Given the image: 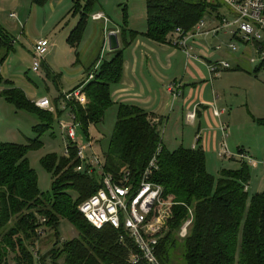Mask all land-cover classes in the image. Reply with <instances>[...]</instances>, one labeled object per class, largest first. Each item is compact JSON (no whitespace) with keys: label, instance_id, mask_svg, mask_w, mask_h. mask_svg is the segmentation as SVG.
Listing matches in <instances>:
<instances>
[{"label":"trees","instance_id":"1","mask_svg":"<svg viewBox=\"0 0 264 264\" xmlns=\"http://www.w3.org/2000/svg\"><path fill=\"white\" fill-rule=\"evenodd\" d=\"M48 1L34 3L44 6ZM95 6V0L84 5L81 1L75 3L73 16H79V21L67 39L70 47L81 44ZM220 6L204 0H146L144 33L129 29V14L124 7L119 32L121 47L111 52L110 59L101 56L87 70L85 81L73 90L83 87L80 98L65 100V95L60 93L75 125L91 143L90 128L100 124L106 113L117 107L108 149L102 155L97 148L105 172L116 180L126 175L128 183L137 187L156 157L157 169L151 171L149 180L161 186L160 201L169 205L166 225L158 236L157 257L162 264H173V249L188 220L192 221L188 236L180 239L186 264H264V193L250 197V165L243 162L238 171H223L216 183L207 170L201 139L197 140L195 149L181 146L171 151L159 130L162 119L156 123V117L145 110L130 104L116 105L112 98L113 90L123 79L125 54L137 39L167 44L175 38V43L177 29L195 32ZM14 40L0 25V86H4L0 97L17 110L35 116L40 123L33 128L36 139H29L27 145L0 143V264H11V256L12 264H59L60 261L61 264H134L132 259L140 252L125 231L110 226L98 230L78 209L97 193L102 181L96 173L76 172L80 165L77 149L71 150L70 158L51 154L42 160L45 170L53 175V192L52 195L41 192L28 154L43 147L41 138L52 129L56 115L61 118L63 113L57 107L55 112L39 109L14 81L3 77L1 67L14 52ZM104 45L105 42L100 48ZM76 57L79 63V54ZM262 69L264 63L254 73ZM91 75L94 78L89 79ZM53 78L56 85L60 82L58 86H62L59 75ZM198 115L200 118L201 113ZM259 123L264 127V119ZM244 152L239 150L240 154ZM160 214L158 206L154 216ZM63 220L75 227L78 238L61 242L59 227ZM45 230L54 233L55 243L46 255L37 258L33 250Z\"/></svg>","mask_w":264,"mask_h":264},{"label":"rangeland","instance_id":"2","mask_svg":"<svg viewBox=\"0 0 264 264\" xmlns=\"http://www.w3.org/2000/svg\"><path fill=\"white\" fill-rule=\"evenodd\" d=\"M33 1L13 0L19 6L12 9H10L12 2L6 3V19L10 18L9 15L13 11L17 14L20 23L22 22V27H18L20 25L17 21L15 22L13 19H10V22L7 21L12 27L15 22L18 28L16 32H11V34L16 40V48H19L21 54L17 55L15 51L10 53L8 59L1 67V72L4 78L13 80L17 87L22 89L33 103L47 98L51 102L54 112L57 107L63 113L61 118L56 115L57 118L55 117L52 129L41 138L44 143L43 147L28 154L30 165L38 176L41 192L45 195H52L53 175L45 170L41 162L47 155L51 154H56L59 158L64 157L69 139L67 132L61 129V123L74 124L65 103L66 99L64 100L60 93H63V95L72 94L74 88L85 80H82L77 86L69 82L76 78L72 74V72L76 71L72 66L76 61V51L68 45L67 38L74 25H76V21L71 16H67L65 21L60 22L61 14L65 13L59 14L60 7L56 4L51 5L49 2L42 7L33 3ZM110 1L107 0L106 13L111 20L112 26H119V29L116 30L117 28H115V31L120 32L124 17L122 11L124 7H127L129 14V29L137 32H143L146 29V0H121L123 5L118 7L112 6ZM212 16L213 18L217 16L220 20L222 17H226L229 20L233 19L225 6H220L218 12L213 13ZM67 22H70L69 26H67ZM217 24L218 22L215 23V25ZM207 25H212L211 19L207 20ZM69 28L71 29L66 32ZM40 32L44 35V38L50 41L52 48L46 56V63L45 61L42 63L40 72L34 73L31 70L32 56L30 55L31 48L27 35L29 33L34 37H40ZM232 42H234L232 37L224 32H220L217 38L209 37L208 42L212 47L221 44L222 50L226 54H230L227 61L232 66V70L226 72L228 75L224 73L220 79L218 76L207 81L208 86L211 87L213 85L214 90H216L218 95L217 107L220 113L223 108L227 109L228 113L225 117H222L221 121L225 124L229 121L228 124H230H226L227 131L218 133V142L220 141L221 143L218 152H215L213 148L210 152H205L207 170L216 179V183L223 171H238L242 168L243 162L238 158L240 149H243L253 159H264V127L259 123L260 120L264 119V69L255 74L254 70L258 65L251 64L248 59L252 53L244 54V47L237 42L235 43L239 48L238 52L230 51L228 46ZM250 47L253 48V46ZM253 58L258 59L256 53L253 54ZM237 62L240 63L241 71L235 70ZM198 67L200 66L198 65ZM47 74H51V77H47ZM58 75L61 78L62 86H58L60 82L58 85L54 82L53 77ZM92 78H94L93 75L89 77V79ZM217 79L218 81H215ZM3 89L4 86H0V92ZM116 120L117 107H114L106 113L104 120L100 124L90 128L89 134L92 142L102 155L108 149ZM39 123L35 116L17 110L0 97V143L27 145L29 139H36L37 135L33 132V128L38 126ZM196 133L197 130L188 129V134L184 136L183 147L190 149L193 144L197 146ZM76 135L79 141L87 143V138L80 127L76 128ZM165 141L171 151L177 150L182 145L181 141L178 143L174 142L175 144L168 142L167 139ZM223 146L227 147L230 158H221L219 156ZM249 170L251 174L250 197L264 193V167H253L250 165ZM166 209L167 206H164L163 210L166 211ZM59 234L62 243L63 241L74 240L79 236L78 231L67 220L61 222ZM180 239L176 249H173V264H186L184 261L185 248ZM54 243V233L50 230H45L44 234L41 235L40 241L34 247V255L37 258L46 255L53 248ZM10 262L11 264L13 263L12 256L10 257ZM61 263L63 261L59 262V264Z\"/></svg>","mask_w":264,"mask_h":264},{"label":"crops","instance_id":"3","mask_svg":"<svg viewBox=\"0 0 264 264\" xmlns=\"http://www.w3.org/2000/svg\"><path fill=\"white\" fill-rule=\"evenodd\" d=\"M9 1L12 2L10 9L18 8L19 6L18 3H14L13 0H0V25L11 33L16 32L18 28L15 24L16 20L11 18L12 14L17 16L16 13L11 11L9 15L10 18L6 19L5 17L6 3ZM77 1H81L84 5L88 0L48 1L51 5L56 4L60 7L59 14L65 12L61 14L60 22L65 21L67 16H71L76 21V25H74L70 33L74 30L79 21V16H73V8ZM95 1L96 6L94 12L90 15L84 38L77 48H73V50L76 51V56L79 54V63H77L76 57V61L72 65L76 70L72 72V74L76 76V78L69 81L74 86H77L82 80H85L87 70L98 58L102 56V58L110 59L113 56L108 48V36L115 31V28L118 30L119 26H112L111 24V20L106 13V6H108L107 0ZM110 3L112 6L114 5L117 7L123 5L121 0H111ZM97 14H103L108 21H94L92 17ZM10 19L15 20L13 27L8 23L11 21ZM67 23V26H69L70 22ZM212 26H214L213 22L209 27ZM62 29H64V27H62ZM70 29L71 28L67 29L66 32ZM145 31L146 29H144L143 33ZM114 33L118 34L119 32L115 31ZM39 36L40 37H34L29 33L27 35L32 58L33 44L38 40L46 39L41 32ZM209 37L212 36L196 38L197 44L195 45L194 52L197 56H200L202 62L188 59L185 52L174 46L175 38L173 42L167 44H159L146 38H139L125 54L123 79L120 85L112 92L113 101L116 105L130 104L145 110L156 117V123L162 119L159 130L164 144L167 139L170 143H178L181 141L182 145L180 146H183L184 136L188 134V129L191 128L197 130L195 140H202L201 146L205 152H210L212 148L215 152H218L220 148L219 145H221V143L220 141L218 142V133H223L224 129L227 131L226 124L229 123L228 121V123L225 124L221 119L225 117L228 112L227 109L223 108L221 117L217 118L214 116L213 110L217 109L219 111L217 107L218 95L213 85L211 86L212 88L208 86L207 81L211 80V75L205 64L222 60L228 62L227 60L230 54H226L224 50L218 52L206 50V48L215 47L209 45ZM213 37L217 38L218 36ZM104 42V47L100 48ZM16 47V40H14V51L17 55H20L21 51ZM236 66L237 68H241L238 62ZM226 72H223L221 75L224 73L228 75ZM221 75L219 79L223 77ZM215 81H218V79ZM176 82L182 84L183 94L180 99L174 101L168 92V86ZM198 112L201 113L200 118ZM191 113L196 114V118L193 121L187 119V116ZM165 145L169 148L168 144ZM196 147V144H193L190 149H195Z\"/></svg>","mask_w":264,"mask_h":264},{"label":"built area","instance_id":"4","mask_svg":"<svg viewBox=\"0 0 264 264\" xmlns=\"http://www.w3.org/2000/svg\"><path fill=\"white\" fill-rule=\"evenodd\" d=\"M204 1L208 4H220L227 7L233 19L229 20L226 17H222L221 20H217V16L212 17L210 19L214 23V26L209 27L207 22L203 21L197 26L195 32L185 33L182 29H177L176 35L178 40L174 43V46L185 52L188 59L202 62L200 56H197L194 52L195 45L197 44L196 38L218 36L220 32H224L230 35L232 41H234L228 46L230 51L238 52L239 48L235 43L237 42L244 47V54L252 53L248 58L251 64L260 65L264 63V0ZM11 18L15 19L20 27H22L15 14H12ZM92 18L94 21H108L103 14L94 15ZM217 22L218 24L215 25ZM250 46H253V48ZM206 50L218 52L222 50V45L206 48ZM50 51L51 43L47 39L38 40L33 44L31 70L34 73L40 72L42 63ZM254 53L257 54L258 59L253 58ZM205 65L209 70L211 79L232 69L231 64L223 60ZM82 89L83 87L70 95L65 94L66 100L80 98ZM168 92L174 101L180 99L183 94L182 84L176 82L169 85ZM35 105L41 110L54 112L52 104L47 98L36 102ZM213 112L215 117H221V113L217 109L213 110ZM195 118V113L187 116L189 121H193ZM72 120L74 121L73 116ZM76 128L75 123L71 125L61 123V129L67 132L69 139L64 157L70 158L71 150L77 149V160L80 162V165L77 167L76 172H87L89 175L96 173L101 177L102 181V187L97 193L78 207L80 213L90 225L98 230L110 226L116 230L125 231L132 238L140 252L139 255L133 257L132 261L134 264H138L141 261L146 264H162L157 257L158 236L166 225L165 221L168 218L169 205L160 201L162 195L161 186L149 180L151 171L157 169L156 157L151 161L144 173L141 183L137 187H134L128 183L126 175L123 179L116 180L112 175L105 172V166L100 155L97 153V148L91 142L81 143L77 138ZM219 156L221 158L231 157L225 146L222 147ZM238 158L253 167H264V159H253L245 152L243 154L239 153ZM158 206L161 208V214L160 216H154L155 209ZM164 206H167L166 211L163 210ZM191 223L192 221L188 220L181 228L179 233L181 239H185L188 236Z\"/></svg>","mask_w":264,"mask_h":264},{"label":"water","instance_id":"5","mask_svg":"<svg viewBox=\"0 0 264 264\" xmlns=\"http://www.w3.org/2000/svg\"><path fill=\"white\" fill-rule=\"evenodd\" d=\"M108 48L111 52L120 48L119 36L117 33H110L108 36Z\"/></svg>","mask_w":264,"mask_h":264}]
</instances>
